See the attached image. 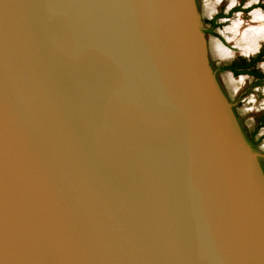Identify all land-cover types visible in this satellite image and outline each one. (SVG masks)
I'll list each match as a JSON object with an SVG mask.
<instances>
[{
	"label": "water",
	"instance_id": "95a60500",
	"mask_svg": "<svg viewBox=\"0 0 264 264\" xmlns=\"http://www.w3.org/2000/svg\"><path fill=\"white\" fill-rule=\"evenodd\" d=\"M196 0H0V264H264V171Z\"/></svg>",
	"mask_w": 264,
	"mask_h": 264
},
{
	"label": "rangeland",
	"instance_id": "374dc122",
	"mask_svg": "<svg viewBox=\"0 0 264 264\" xmlns=\"http://www.w3.org/2000/svg\"><path fill=\"white\" fill-rule=\"evenodd\" d=\"M196 2L211 65L221 88L224 89L223 91L226 92L227 97L234 102L237 99V92L249 85L250 80L245 76L233 77L230 72L222 71L220 69L221 65L242 56L255 55L264 49V37H250V39L246 36V33H243L246 32L245 26L247 24H253L254 13L259 12L264 15V9L257 7L251 10L247 8V12L245 10L234 11V9L241 2L245 7H249L250 4L255 7L260 3H264V0H196ZM221 12L225 17L219 20L220 26L212 33L210 32V24L207 21ZM261 68L264 70V63ZM256 99H258V102H255ZM251 100L253 101V107L261 108V106H264V91H262L261 97L256 98L252 95L245 97L244 104L238 108L242 119L246 118L250 111L251 105L249 102ZM255 146L257 150L264 151V140L256 142Z\"/></svg>",
	"mask_w": 264,
	"mask_h": 264
},
{
	"label": "flooded vegetation",
	"instance_id": "af4514ba",
	"mask_svg": "<svg viewBox=\"0 0 264 264\" xmlns=\"http://www.w3.org/2000/svg\"><path fill=\"white\" fill-rule=\"evenodd\" d=\"M242 4L243 2H241L238 7L234 9V11L245 10V12H247L249 8L252 10L257 7L264 9V3H260L255 7H253V5L251 4L249 7H245ZM223 17L225 16L223 12H221L217 14L213 19L207 21L210 24V32L213 33V31L220 26L219 20ZM263 63L264 49L260 50L255 55L242 56L232 60L229 63H225L221 65L220 69L224 72H230L233 77L237 78L245 76L250 80L249 85L245 86L243 89L237 92V99L234 102L231 100V98H228L232 103H234L233 110L238 118L247 141L256 152L261 154V156L259 157V161L264 171V151L257 150L255 146L256 142H261L262 140H264V106H261V108L253 107L252 102L254 100L252 99L253 101L251 100L249 102L251 108L246 118L242 119L238 111L239 106L244 104L243 101H245L246 96L252 95L256 98L262 96V91H264V70L261 67ZM255 102H258V99H256Z\"/></svg>",
	"mask_w": 264,
	"mask_h": 264
},
{
	"label": "bare ground",
	"instance_id": "6f19581e",
	"mask_svg": "<svg viewBox=\"0 0 264 264\" xmlns=\"http://www.w3.org/2000/svg\"><path fill=\"white\" fill-rule=\"evenodd\" d=\"M254 15H255V17H254L253 24H249V25L247 24V26H245V29H246L245 31L246 32H243V33L244 34L246 33V36H248L249 38L250 37L251 38H254V37L256 38V37H261V36L264 37V15H262L259 12L254 13ZM241 30H240V32H241ZM241 34H242V32H241ZM249 41H251V40H249Z\"/></svg>",
	"mask_w": 264,
	"mask_h": 264
},
{
	"label": "trees",
	"instance_id": "16d2710c",
	"mask_svg": "<svg viewBox=\"0 0 264 264\" xmlns=\"http://www.w3.org/2000/svg\"><path fill=\"white\" fill-rule=\"evenodd\" d=\"M213 23V22H212Z\"/></svg>",
	"mask_w": 264,
	"mask_h": 264
}]
</instances>
